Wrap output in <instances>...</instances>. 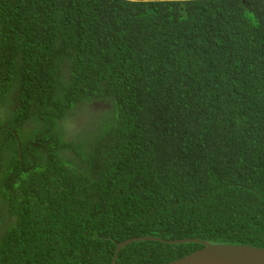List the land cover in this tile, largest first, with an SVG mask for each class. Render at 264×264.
I'll return each mask as SVG.
<instances>
[{
  "label": "trees",
  "instance_id": "obj_1",
  "mask_svg": "<svg viewBox=\"0 0 264 264\" xmlns=\"http://www.w3.org/2000/svg\"><path fill=\"white\" fill-rule=\"evenodd\" d=\"M144 236L264 247V0H0V264Z\"/></svg>",
  "mask_w": 264,
  "mask_h": 264
},
{
  "label": "water",
  "instance_id": "obj_2",
  "mask_svg": "<svg viewBox=\"0 0 264 264\" xmlns=\"http://www.w3.org/2000/svg\"><path fill=\"white\" fill-rule=\"evenodd\" d=\"M145 240H161L171 244L199 243L203 245L189 255L162 264H264V247L248 244H211L195 238L164 240L151 236L134 237L118 243L111 264L117 263L118 253L122 248L133 242Z\"/></svg>",
  "mask_w": 264,
  "mask_h": 264
},
{
  "label": "clouds",
  "instance_id": "obj_3",
  "mask_svg": "<svg viewBox=\"0 0 264 264\" xmlns=\"http://www.w3.org/2000/svg\"><path fill=\"white\" fill-rule=\"evenodd\" d=\"M76 128V127H75Z\"/></svg>",
  "mask_w": 264,
  "mask_h": 264
}]
</instances>
